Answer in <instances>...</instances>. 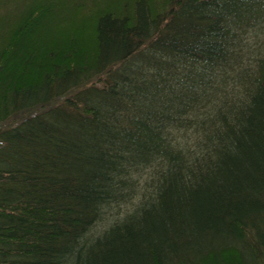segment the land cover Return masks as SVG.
Instances as JSON below:
<instances>
[{
  "label": "trees",
  "instance_id": "trees-1",
  "mask_svg": "<svg viewBox=\"0 0 264 264\" xmlns=\"http://www.w3.org/2000/svg\"><path fill=\"white\" fill-rule=\"evenodd\" d=\"M0 264H264V0H0Z\"/></svg>",
  "mask_w": 264,
  "mask_h": 264
},
{
  "label": "rangeland",
  "instance_id": "rangeland-1",
  "mask_svg": "<svg viewBox=\"0 0 264 264\" xmlns=\"http://www.w3.org/2000/svg\"><path fill=\"white\" fill-rule=\"evenodd\" d=\"M96 233H98V232H96Z\"/></svg>",
  "mask_w": 264,
  "mask_h": 264
}]
</instances>
